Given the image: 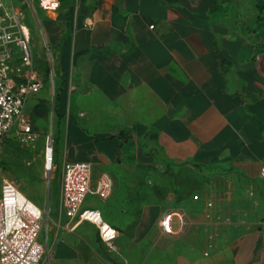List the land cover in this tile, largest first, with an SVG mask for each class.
Instances as JSON below:
<instances>
[{
    "label": "crops",
    "instance_id": "crops-1",
    "mask_svg": "<svg viewBox=\"0 0 264 264\" xmlns=\"http://www.w3.org/2000/svg\"><path fill=\"white\" fill-rule=\"evenodd\" d=\"M60 1L5 2L43 80L26 112L42 130L55 97L58 162L112 178L84 207L119 235L58 211L41 264H264V0Z\"/></svg>",
    "mask_w": 264,
    "mask_h": 264
},
{
    "label": "built area",
    "instance_id": "built-area-1",
    "mask_svg": "<svg viewBox=\"0 0 264 264\" xmlns=\"http://www.w3.org/2000/svg\"><path fill=\"white\" fill-rule=\"evenodd\" d=\"M46 10H57L60 0H38ZM43 87V80L36 69L33 48L26 32L22 14L9 10L0 0V145L9 138L23 143L35 142L39 135L26 112L30 97ZM45 161L55 162L54 143L48 136ZM264 180V166L261 169ZM113 180L102 174L93 179V165L89 162L66 163L59 203V214L67 217L66 229L73 231L83 223L93 224L101 241L111 251H117L118 230L110 224L97 208L84 207L89 196L108 199L113 192ZM195 200L199 196L194 197ZM46 212L32 202L15 181L4 178L0 197V264H41L47 253L49 220L46 243L41 241ZM171 214L165 215L160 224L171 233ZM182 226L184 214H179Z\"/></svg>",
    "mask_w": 264,
    "mask_h": 264
},
{
    "label": "rangeland",
    "instance_id": "rangeland-1",
    "mask_svg": "<svg viewBox=\"0 0 264 264\" xmlns=\"http://www.w3.org/2000/svg\"><path fill=\"white\" fill-rule=\"evenodd\" d=\"M7 4V0H4ZM54 102L52 100L38 101L37 106L43 110L44 117L48 118L42 130H36L39 137L35 142L23 143L14 138L5 140L0 145V197L4 178L16 182L20 190L45 212L49 211L44 220L41 241L46 243L47 220L49 228L51 219L57 217L63 182L62 165L58 162L57 149L59 148V129L54 122ZM28 112L34 113L33 109ZM48 136H51L55 146V162L53 169L47 171L45 164V149ZM59 168H58V167ZM101 201L97 197H93ZM95 208V206H92ZM175 225V224H174Z\"/></svg>",
    "mask_w": 264,
    "mask_h": 264
},
{
    "label": "bare ground",
    "instance_id": "bare-ground-1",
    "mask_svg": "<svg viewBox=\"0 0 264 264\" xmlns=\"http://www.w3.org/2000/svg\"><path fill=\"white\" fill-rule=\"evenodd\" d=\"M45 167H46L47 170H50L51 169V163L50 162L49 163H46L45 164Z\"/></svg>",
    "mask_w": 264,
    "mask_h": 264
},
{
    "label": "trees",
    "instance_id": "trees-1",
    "mask_svg": "<svg viewBox=\"0 0 264 264\" xmlns=\"http://www.w3.org/2000/svg\"><path fill=\"white\" fill-rule=\"evenodd\" d=\"M54 151H55V146H54ZM56 154V153H55Z\"/></svg>",
    "mask_w": 264,
    "mask_h": 264
}]
</instances>
